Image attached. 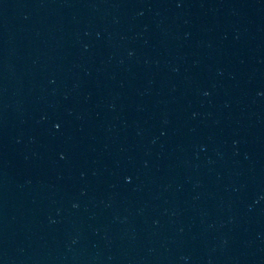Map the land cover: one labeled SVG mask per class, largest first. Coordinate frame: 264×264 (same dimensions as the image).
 I'll return each instance as SVG.
<instances>
[{
	"label": "water",
	"instance_id": "obj_1",
	"mask_svg": "<svg viewBox=\"0 0 264 264\" xmlns=\"http://www.w3.org/2000/svg\"><path fill=\"white\" fill-rule=\"evenodd\" d=\"M0 264H264V0H0Z\"/></svg>",
	"mask_w": 264,
	"mask_h": 264
}]
</instances>
